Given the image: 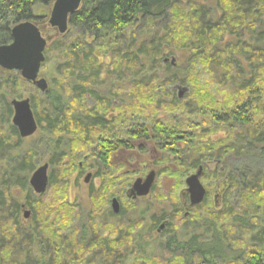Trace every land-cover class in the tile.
I'll return each mask as SVG.
<instances>
[{"label": "trees", "instance_id": "trees-1", "mask_svg": "<svg viewBox=\"0 0 264 264\" xmlns=\"http://www.w3.org/2000/svg\"><path fill=\"white\" fill-rule=\"evenodd\" d=\"M183 1H187L184 6ZM54 2L55 0H0V45L11 43V29L17 23L40 20L41 17L34 13L36 6H50ZM209 4L214 5L212 10ZM211 14H216V17ZM156 24L159 27L155 35L135 47L136 32H142L145 27ZM67 32L78 34L77 37L80 38L56 43L66 55L64 58H67L64 63L66 77L71 76V80L74 79L76 83L72 89V101L63 104L64 91L61 90V98L55 95V90H51L50 87L45 93L49 95L48 97H52L53 101L52 105L47 101V108L44 111H39L35 98L30 99L38 128L42 127L47 132L55 131L58 134H55V138H49L47 142L51 150L56 149L51 164L59 165L66 154L65 151L58 150L62 143L60 133L65 131L75 136V139L72 138L68 142V145L72 146L73 162L76 159L75 154L80 157L79 166L80 162L84 164L89 158L95 160L96 163L93 164L99 165L95 174L97 178L101 176L105 179L109 168L113 165L116 167V164L112 163V156L116 151L123 149L132 151L138 148L149 154V144L162 151H170L174 155L175 162L185 160L188 166L196 169L203 165L205 174V167L210 160L208 162L203 160L205 157L199 156L197 160L192 161L194 155L185 154V151L195 146L191 141L192 136H188L189 134L185 132L186 129L182 130V127L178 126L168 127L164 121L156 118L154 108L152 113L149 111V104L158 96V93H153L151 86L155 84V79L148 84L134 79L126 88L121 85L120 89H126L127 96L131 95L136 101L129 105H124L123 102L122 105L120 102L117 105L112 104L109 98L93 89L96 82H101L103 65H110V62L105 61L102 62L103 65L99 64L102 47L110 46L113 51L118 49L124 54L121 61L117 59L119 64L116 63L121 77L130 70L122 66V62L130 61L135 68L139 66L138 63L140 64V55L145 56L154 67H160L162 64L168 69L177 67L176 58L175 64L165 62L164 59L162 61L161 58L163 49L174 43L189 50L188 62L196 57L200 59L219 83H228L230 86L233 85L231 82L238 83L236 91L230 94L236 97L232 99L228 96L223 104L210 100L209 104L198 103L190 107L181 103L184 97L179 98V95L175 97L174 104H179L193 113H208L216 129H224L228 134L229 138L223 136L216 139L209 138L208 141L210 144L212 141L215 144L223 142V147L216 149L219 153L217 160L222 158L225 150L229 152L227 162L230 164L231 172L221 183L223 191L221 195L229 196L243 187L250 193L248 196L263 198L260 195L264 193V0H83L79 10L70 16ZM62 36L65 37V34ZM187 70L186 67L185 71ZM134 75L136 78L138 73L135 72ZM19 76L18 72L4 69L0 73V125L7 123V120L12 123L13 117L11 101L6 91H2L1 88L8 87L9 84L15 85L19 81ZM170 80L169 78L162 84H171ZM114 110L119 114L110 113ZM143 113H146L145 117ZM10 128L17 144H21L23 139L17 128L12 124ZM212 131L209 132L207 128L203 134L209 136L210 133L215 132ZM229 141L231 143L225 145ZM6 145L12 149V145L6 141L5 133L0 131V151L7 150ZM212 148L214 149L213 146ZM202 151L197 150L196 154L199 155ZM86 156L89 158L85 160ZM32 162V157L27 153L18 160L8 162L9 167H12L13 163L16 165L12 167L11 172L0 173V183H4L3 186L0 185V264H84L86 261L87 264H93L96 260L98 264H122L125 255L119 253L118 245L123 244L121 240L126 241L128 237L123 236L115 240L105 237L94 227L81 225L76 235L73 234L68 239L65 236L64 240V235L61 237L50 229V223L44 224L42 215L40 219L35 218L36 214L37 217L39 216L37 211L34 212L31 228L22 229L19 226L20 212L24 204L13 199V203L7 205L3 192L10 196L8 192L13 184L23 189L28 188L30 179L27 173L34 171ZM5 176L8 177V181L3 180ZM55 179L52 175L50 180L54 182ZM104 185L105 183L102 188ZM96 192V186L92 184L93 212H98L102 208L101 204H105L107 200L105 198L98 204ZM216 196L215 194L214 198ZM29 204L32 207L30 202ZM70 206V203H64L60 208L66 207L72 210ZM183 210H186V206L182 208V212L180 210L176 212L183 213L180 223L183 222L185 228L189 229L190 223L187 225V222L183 221L185 216ZM4 212L8 218L6 225L10 221L13 223L10 230L2 223ZM111 215L115 216L114 213ZM222 215L225 216V213L214 215L216 217L214 219L201 218L198 215L195 221L199 220L202 223L201 230L204 231L190 232L185 237H180L178 234L173 238L169 237L167 246H173L174 251L180 253V257H175L176 264H194L195 260H199L202 264H216L218 259L221 262L229 258L234 259V262L242 261L243 264H264L263 252L255 248L253 251L240 253L238 257H232L231 253H227L231 248L226 249L222 244V242L228 243L223 236L226 227L222 225ZM229 215H231L230 228L240 224L245 227L249 225L236 214ZM162 220L159 218L154 223L160 221L162 223ZM220 222L221 228L217 226ZM193 224L195 223L191 222L194 227ZM257 225L254 223L255 227L248 226L246 231L251 238H256L255 243H262L264 226L257 227ZM44 228L51 230V233ZM242 229L245 228L242 226ZM170 230L176 231L167 220L165 231ZM259 232H262L261 236ZM59 239L60 242L57 243L55 240ZM57 246H62V249ZM91 253L93 258L88 262ZM152 263L159 264V261L155 260Z\"/></svg>", "mask_w": 264, "mask_h": 264}, {"label": "rangeland", "instance_id": "rangeland-1", "mask_svg": "<svg viewBox=\"0 0 264 264\" xmlns=\"http://www.w3.org/2000/svg\"><path fill=\"white\" fill-rule=\"evenodd\" d=\"M183 2V6L186 5L187 1ZM52 6L53 4L50 6L38 5L34 8L35 15L41 17L40 20L35 23L41 29L43 36L47 39V48L45 51L46 60L41 67L39 77L47 80L50 89L55 90V95L61 96L62 98L61 90L64 91L62 98V103L64 104L67 101L68 103L72 101V89L76 83L73 81L74 79L71 80V76L68 78L66 77L64 63L67 58H64L66 55L61 47L56 46V43L61 41H73L78 34L66 32L64 37L62 36L63 34H58L56 28L50 26L49 18ZM209 6L212 10L214 5L209 4ZM211 15L216 17V14ZM173 19L177 20L176 18ZM158 27V24H156L155 26L145 27L142 32L137 31L135 47H137L136 45H139L140 42L152 38L157 32ZM173 28L174 26H172V29ZM182 29L184 30V28ZM189 54L187 48L179 47V45L173 43L163 49L161 58L162 61L168 59L165 61L168 63H172V59L176 58L178 61L177 67L168 69L165 64H162L160 67H154L149 60L145 59V56L140 55V64L138 63L139 66L135 68H133V64L128 60V62H122V66L124 65L130 70L128 73H125V76L122 75L120 77L118 72L119 68H116V63L119 64L117 59L121 61L124 54L118 49L113 51L110 46H105L100 50L99 64L101 63L103 65L102 62L105 61L107 63L110 62V65H103L102 78H100L101 82H96L97 84L93 85V89H96L100 95L109 98L112 104L117 105L118 102H120L121 105L123 103H125L124 105H129L131 102L135 103L136 101L133 100L134 98H132L131 95L127 96L128 91L126 89H123L124 91L120 89L121 85L126 88L127 84H131L134 79L145 81V84L155 79V84L151 86L153 87V93H158V96L154 98V102L149 104V111L152 113V109L154 108L155 114L157 115L156 118L164 121L165 125L168 127L173 128V126H178L182 127V130L186 129L185 132L189 134L188 136H192L191 141L195 145L191 150L188 149L185 151V154L195 156H193L192 161H194V159L197 160L199 156L205 157L203 160L208 162L210 160L207 167H205V174L201 178L203 185L207 189L206 203L204 202L205 204L203 203L191 209L190 214L188 216L185 214L183 217V221H186L187 225L190 223L189 229L185 228L186 225L183 222L180 223V217L181 215L183 216L181 212L182 208L185 206L184 204L187 196L186 178L195 173L197 169L188 166V162L185 160L179 163L175 162L174 155L170 151L157 149L153 144H149L148 146L149 154H145V151L138 148L132 151L119 150L117 151L118 156L112 160V163L116 164V167L113 165V167L109 168L110 170L107 171L108 175L106 174V178L103 179L100 176L95 181L93 179L91 184H88L85 182V178L89 173L88 169H91L92 172L97 171L99 165L93 164L96 163V161L89 158L88 161H84V167L82 168L78 163L80 157L78 158L76 154V159L73 162L72 146H69L68 142L72 138L75 139V136L73 137V135L61 131L60 137L62 143L58 150L65 151L66 154L59 165H53L51 164V158L56 149L51 150L47 142L49 138H55L57 132H47L43 130L42 127H39L33 136L25 139L22 138L23 142L17 144L10 128V125H13V123L7 120V123L0 125V131L5 133L6 141H9V144L12 145V149H9L8 145H6L7 150L0 151V173L11 172L12 167H16V165L13 163L12 167H9L8 162L18 160L28 153L29 156L32 157L34 171L38 167L48 163L50 179L52 175L56 178L54 182L49 179L48 187L42 194L35 193L30 183H28V188L25 189L14 184L11 185L12 187L8 192L10 196L3 192V195L7 199V205H11L13 199L24 204L19 217V226L22 229L31 228L35 217L34 212L37 211L39 216L37 217L36 214L35 218L40 219L42 215L44 224L50 223V229H53L54 232L61 237L64 235V240L66 237V239H68V237L73 236V234L76 235L81 225L82 227L87 225L94 227V229L100 231L105 237H110L115 240L123 236L124 238L128 237V240L125 241V239H122L121 241L123 244L118 245L119 253L125 255L122 264H145L146 257V264H151V262L155 260L159 261V264H176L175 257H180V253L175 252L173 246H167L169 237L173 238L177 234L180 237H185L190 232L195 233L204 231V229L201 230L202 223L199 220L195 221V217L198 215L201 218L211 219L212 217L214 219L216 218L214 215L225 213V216L222 215V225L226 227L223 236L228 243L222 242V244L226 249L231 248L227 253H231L232 257H238L240 253L253 251L255 248L264 254V240L262 243H255L254 241L256 238H251L248 231H246L248 226L255 227L254 223H256V225L258 223L257 227L264 226V193L260 195L263 197L262 199L250 197L248 196L250 193L241 187L229 196L228 194H226L225 197L221 195L223 193L221 190V183L225 179V176L231 172L229 167L230 164L227 162L229 152L225 150L222 158L217 160L219 153L216 149L218 147H223V142L215 144V142L212 141L210 144L208 141L209 138L216 139L223 136L229 138L228 134L225 133L224 129H216L214 122L211 121V117L207 115L208 113H193L179 104H174V100H176L175 97H177L179 93V88L183 86L188 88V91L182 96V98H184L181 99V103L186 106H196L198 103L206 105L210 100L219 101L223 104L228 96L232 99L236 97V95L230 94L236 91L238 83L231 82L233 84L231 86L228 83H219L215 80V76L210 73L209 68L203 64L200 59H197V57L194 60H190L192 63L191 65V63L188 62ZM201 60H203L202 57ZM124 63H126V65ZM186 67L188 69L187 72L185 71ZM1 72L2 68H0V73ZM135 72L138 73L136 78L134 75ZM18 74L20 75L19 72ZM19 77V81L16 82L15 85L9 84L8 87L2 86L1 88L2 91H6L10 101L13 99L35 98L39 111H44V109L47 108V101L52 105V97H48L49 95L39 90L33 83L23 79L21 75ZM169 78L171 79V84L163 85L162 83ZM176 85L178 89L175 88ZM125 91L126 93H124ZM117 107H119V105ZM110 113L119 114V112L115 110ZM143 114L145 117L146 113ZM130 116L128 117L131 118L132 116ZM44 125H46V123H44ZM207 128L209 132L211 130L215 131L214 129L220 132L212 131L213 133H210L209 136H204L203 131ZM232 133L234 135V131H232ZM232 133L229 132V135L233 137ZM141 142L142 141H139V143ZM183 143L184 141L181 142L182 145ZM230 143V141L226 142L225 145H229ZM92 148H94L93 145ZM90 150L91 149H89V151ZM197 150L203 151L201 154L197 155ZM160 159L162 160L159 161ZM118 165L123 167H119ZM152 170H155L157 177L151 194L136 199L128 197L127 190L134 181L137 178L146 177ZM34 171L27 173L28 179L31 178ZM7 179L8 177L5 176L3 180L6 181ZM103 183H105V185L102 188ZM1 184L3 186L4 183L2 182L0 185ZM92 184L96 186V193L99 200L98 204L102 203L105 198L107 199L105 204H101L102 208L98 212H93L92 210ZM99 191L100 193H98ZM215 194L217 195L216 198H214ZM114 196H117L121 202V210L119 214H115V216L111 215V213L113 214L111 200ZM29 202L32 204V207ZM64 203H70L72 210L66 207L60 208ZM179 210L181 212L177 213L176 211ZM27 211L30 212L28 217H26ZM183 212H186V210H183ZM230 212L232 215L236 214V216L246 221L249 225L246 227L242 225L245 228L244 230L241 224L230 228ZM226 214H228L229 217ZM174 215L176 216L175 218ZM159 218H162V221H170L172 228L176 231H165V228L163 232H159L158 229L161 221L159 223H154L155 220ZM7 219V215L4 212L2 223L10 230L13 223L10 221L6 225ZM191 222L195 223L193 224L194 227L191 225ZM217 226L221 228V222ZM44 229L48 231V228ZM259 229L261 230L263 228ZM48 232L51 233V230ZM261 233L262 232H259V236H261ZM53 237L55 238L54 235ZM258 239L259 238H257V240ZM55 241L59 243L60 239ZM61 247L62 246H57V248L62 249ZM69 254H66V256H69ZM92 255V253L91 256L89 254L88 262L93 258ZM94 260H96V258ZM84 264H87V261ZM93 264H98L97 260ZM194 264L202 263L199 260H195ZM216 264L243 263L242 261L234 262V259L229 258L221 262L218 259Z\"/></svg>", "mask_w": 264, "mask_h": 264}, {"label": "water", "instance_id": "water-1", "mask_svg": "<svg viewBox=\"0 0 264 264\" xmlns=\"http://www.w3.org/2000/svg\"><path fill=\"white\" fill-rule=\"evenodd\" d=\"M83 0H55L52 6L49 24L56 28L58 34H65L69 28L70 16L79 10ZM12 41L9 44L0 45V68L8 71H18L23 79L33 83L39 90L46 92L48 82L40 78V69L45 62L47 39L34 21H23L14 25L11 29ZM175 58L172 64H175ZM188 91L187 87L179 88V98ZM12 123L17 128L21 138L33 136L38 130V123L31 106L30 98L13 99ZM49 164L38 167L32 174L29 183L37 194L46 191L49 184ZM204 176V167L200 165L195 173L186 178V194L188 196L187 212L202 204L207 195V189L201 178ZM155 170L149 172L146 177L137 178L128 190V197L142 198L151 194L156 182ZM86 177V182L88 181ZM112 210L115 214L120 211V202L117 197L112 199ZM30 214L26 212V217ZM167 221H163L158 231L163 232Z\"/></svg>", "mask_w": 264, "mask_h": 264}, {"label": "flooded vegetation", "instance_id": "flooded-vegetation-1", "mask_svg": "<svg viewBox=\"0 0 264 264\" xmlns=\"http://www.w3.org/2000/svg\"><path fill=\"white\" fill-rule=\"evenodd\" d=\"M49 86V85H48ZM49 88V87H48ZM124 150V149H123ZM117 151L115 152V153H113V156H112V160H114L115 158H116V156H118L117 155ZM89 158V156H86L84 159L86 160V159H88ZM83 163V162H82ZM81 162H80V167H84L83 166V164H82ZM88 171H89V173L87 174V176L89 177V178H87L88 179V181L86 182V178H85V182L86 183H88V184H91L92 183V181H93V179H94V181L97 179V177H95V174H96V171H94V172H92V170L91 169H88ZM149 174V173H148ZM86 176V177H87ZM99 178V177H98ZM153 188H154V186H153ZM129 190V189H128ZM128 190H127V195H128ZM153 190V189H152ZM115 197V196H114ZM113 197V198H114ZM117 197V196H116ZM112 198V199H113ZM118 198V197H117ZM118 200H119V198H118ZM119 202H120V200H119ZM111 204H112V200H111ZM187 204H188V196H186V200H185V205H186V208H187ZM120 207H121V202H120ZM188 210H186V212H185V214L188 216L189 214H190V212L188 213L187 212ZM112 212H113V210H112ZM114 213V212H113ZM115 214V213H114ZM117 214H119V213H117Z\"/></svg>", "mask_w": 264, "mask_h": 264}, {"label": "bare ground", "instance_id": "bare-ground-1", "mask_svg": "<svg viewBox=\"0 0 264 264\" xmlns=\"http://www.w3.org/2000/svg\"><path fill=\"white\" fill-rule=\"evenodd\" d=\"M45 60H46V59H45ZM167 60H168V59H166L165 61H167ZM42 65H43V64H42ZM93 66H94V65H93ZM41 67H42V66H41ZM40 70H41V69H40ZM39 75H40V74H39ZM198 168H199V167H198ZM198 168H197V169H198ZM120 210H121V207H120ZM119 212H120V211H119ZM165 228H166V227H165Z\"/></svg>", "mask_w": 264, "mask_h": 264}]
</instances>
